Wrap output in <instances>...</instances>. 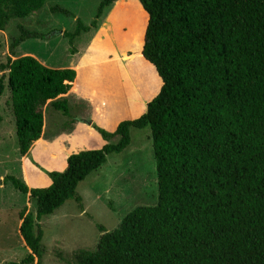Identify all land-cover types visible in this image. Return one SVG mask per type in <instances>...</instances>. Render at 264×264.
Wrapping results in <instances>:
<instances>
[{
	"label": "trees",
	"instance_id": "obj_1",
	"mask_svg": "<svg viewBox=\"0 0 264 264\" xmlns=\"http://www.w3.org/2000/svg\"><path fill=\"white\" fill-rule=\"evenodd\" d=\"M46 1L0 0V30ZM115 1L101 0L90 24L77 19L73 31L62 32L69 43L96 29ZM139 3L145 12L139 55L160 84L145 112L114 131L93 124L105 144L71 153L64 170L42 169L48 186L29 187L14 175L0 179L36 204L35 212H20L19 233L29 249L21 264H44L39 221L68 199L82 208L78 184L129 146L132 128L145 127L157 203L136 206L112 231L99 226L96 250L77 252V264H264V0ZM41 36L21 27L11 48ZM0 70L7 78L6 85L0 78V96L7 87L21 156L42 136V106L61 112L70 125L77 120L61 96L75 80L73 68H51L26 54L9 57Z\"/></svg>",
	"mask_w": 264,
	"mask_h": 264
},
{
	"label": "rangeland",
	"instance_id": "obj_2",
	"mask_svg": "<svg viewBox=\"0 0 264 264\" xmlns=\"http://www.w3.org/2000/svg\"><path fill=\"white\" fill-rule=\"evenodd\" d=\"M101 0H47L44 6L25 19H14L4 30H0V65L9 57L32 55L41 63L52 68H61L75 63L72 54L83 51L92 40L97 28L100 31L94 38L101 44L108 36L105 44L111 46V69L104 75L102 84L96 86L98 91L117 95L118 102L127 96L141 99L144 82L143 74L148 76L147 68L159 85V78L154 69L145 63L139 50L142 48V32L145 25V12L139 0H117L104 10L98 20L96 29L83 32L75 38L73 44L60 31H73L76 20L88 25L94 19L97 6ZM136 4L134 6H129ZM129 6V7H128ZM53 7H60L68 13L53 12ZM115 25V33H105L103 26ZM31 32H38L41 37H29L21 41L15 48H11L13 40L20 34V28ZM75 53H71V48ZM86 69H84V73ZM85 76V75H84ZM83 76V77H84ZM7 84L6 74L0 70V78ZM154 90L144 92L148 98ZM130 97V98H131ZM10 93L5 87L0 96V179L6 175H14L23 180L29 187L40 182L35 173H43L42 169L57 166L53 162L59 152L67 148L51 146L41 148L40 161L34 153L39 148L46 134L66 133L70 127L68 117H63L59 111L42 106L46 128L42 139L34 143L29 152L21 156L15 134L14 117L8 106ZM85 110V109H84ZM82 106L73 105L72 114L82 112ZM134 112V111H133ZM129 113V112H128ZM130 114V113H129ZM134 114V115H133ZM132 116H135L133 113ZM84 122V121H83ZM85 123V122H84ZM106 130V129H105ZM109 131V130H107ZM131 143L120 153H111L107 161L98 170L90 173L77 186V193L81 196L82 208L75 199L66 200L52 214L44 216L39 221L42 231L41 244L43 246L42 261L44 264H77L75 254L81 250L95 251L101 236L99 226L112 231L119 226L121 219L139 205H155L158 200V184L156 163L153 154L149 127L130 130ZM47 136V135H46ZM117 137L111 139L115 143ZM91 138L77 141L75 146L93 144ZM40 143V144H39ZM100 148L98 144L84 149ZM63 149V150H62ZM58 170L57 168L51 169ZM49 178V176L46 174ZM50 179V178H49ZM0 264L17 262L28 254L19 233L21 223L20 212H35L36 204L29 199L28 194L17 190L10 182H0ZM36 260L33 264H35Z\"/></svg>",
	"mask_w": 264,
	"mask_h": 264
},
{
	"label": "crops",
	"instance_id": "obj_3",
	"mask_svg": "<svg viewBox=\"0 0 264 264\" xmlns=\"http://www.w3.org/2000/svg\"><path fill=\"white\" fill-rule=\"evenodd\" d=\"M136 4H131L129 6H134ZM128 6V7H129ZM104 31H101L104 35L105 33H115L116 27L111 23V25H104L103 26ZM100 31V28H97L95 30V35ZM92 37V40L88 43L86 48L83 51H80L72 54L74 57L75 63L71 64L70 66L61 67V68H73L76 72L75 80L72 82L70 90L61 96H64L67 98L69 102V109L71 117L76 118L70 127L68 128L66 133H56V134H46L44 139V131L42 133V136L39 138L42 139L43 137V143L39 145L40 147L37 148V150L34 153V156L36 159L40 161V150L41 148H47L51 146H58L61 148H67V151L59 152V154L53 158V162L57 163V166L53 167H47V171L51 169H58V170H64L66 168V160L67 157L74 152H78L80 150H84V148L93 145L98 144L99 147H101L103 144H105V141L102 139L100 134L94 129L92 126L93 124L97 125L98 127H101L103 129L114 131L118 125V123L125 119H134L141 115L146 110V104L149 100L153 98V96L157 93L160 84L158 85L155 76L153 77L148 70V68L145 71H148V76L146 73L143 74L145 83L141 85L142 92L141 99H135L131 96H127L122 101L118 102L117 95H112L109 90H106V93H103L98 91L97 84L103 85L106 83L103 82L102 78L104 75H101V72H108L109 68L111 69V62L110 60V52L112 51L111 46L108 44H105V40L108 42V36L107 39L103 38L101 44L94 38V35ZM109 34V35H110ZM105 39V40H104ZM36 58V57H35ZM37 59V58H36ZM39 60V59H38ZM43 64V63H42ZM150 65V64H149ZM46 66V65H45ZM152 69L153 66L150 65ZM52 68V67H51ZM55 68V67H54ZM84 69H86V72L84 73ZM155 71V69H154ZM156 76L159 78L155 71ZM85 75V76H84ZM84 76V77H83ZM149 93L154 90L152 94L148 98H144V92L148 91ZM131 97V98H130ZM73 105L82 106L83 111L78 112V114H72L71 109ZM85 109V110H84ZM134 111V112H133ZM130 114H129V113ZM135 113V116H132V114ZM134 115V114H133ZM85 121H91V124H87ZM46 128V125L44 129ZM43 129V130H44ZM91 138L93 141H95L93 144H83L81 146H75L77 144V141H84ZM40 144V143H39ZM63 150V149H62ZM46 170V169H45ZM41 173H35L37 176H39L40 182L38 184H35L33 186L36 187H45L48 186L51 183V180Z\"/></svg>",
	"mask_w": 264,
	"mask_h": 264
},
{
	"label": "water",
	"instance_id": "obj_4",
	"mask_svg": "<svg viewBox=\"0 0 264 264\" xmlns=\"http://www.w3.org/2000/svg\"><path fill=\"white\" fill-rule=\"evenodd\" d=\"M58 33H62V31L58 32ZM87 124H91V121H85Z\"/></svg>",
	"mask_w": 264,
	"mask_h": 264
}]
</instances>
